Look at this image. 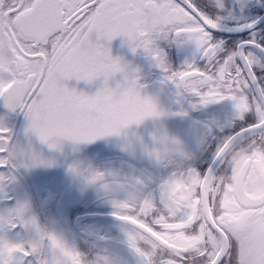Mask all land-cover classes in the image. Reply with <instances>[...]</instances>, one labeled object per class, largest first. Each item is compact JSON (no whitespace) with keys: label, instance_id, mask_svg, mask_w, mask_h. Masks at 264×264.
Returning <instances> with one entry per match:
<instances>
[{"label":"snow or ice","instance_id":"1","mask_svg":"<svg viewBox=\"0 0 264 264\" xmlns=\"http://www.w3.org/2000/svg\"><path fill=\"white\" fill-rule=\"evenodd\" d=\"M216 9L196 0H0V264H65L41 256L39 241L5 249L30 207L23 178L56 166L66 144L114 137L156 175L124 183L115 170L67 171L82 190L102 186L125 264H264V173L253 163L264 157V0H216ZM117 38L160 70L166 106L146 93L139 69L113 57ZM71 81L102 85L89 94ZM172 118L190 125L169 133ZM146 121L156 125L150 138L130 135Z\"/></svg>","mask_w":264,"mask_h":264},{"label":"flooded vegetation","instance_id":"2","mask_svg":"<svg viewBox=\"0 0 264 264\" xmlns=\"http://www.w3.org/2000/svg\"><path fill=\"white\" fill-rule=\"evenodd\" d=\"M213 13L217 11L216 0H196ZM243 22V21H241ZM246 35V34H245ZM167 43V41H163ZM173 50L175 45H172ZM114 58H121L133 68L139 69L141 83L146 87L157 86L162 104L169 96V90L160 84L161 72L152 66L143 54H133L126 46L123 38H117L111 44ZM174 64L179 61L174 58ZM102 81L92 84L86 82H69L70 87L86 91L89 94L97 91ZM161 96V97H160ZM163 97V100L161 99ZM137 106L129 105V111H135ZM210 113L193 114L194 120H206ZM190 125L188 120L172 118L166 122L169 133H181ZM156 131L152 121H146L139 129H132L130 135L150 138ZM195 130L193 136L195 137ZM249 142L245 141L243 148ZM56 166L36 169L23 178L22 184L30 196V211L32 219L23 220L21 226L30 228L22 236L23 247H31L35 241L42 244L41 256L54 252L64 260L65 264H125L127 253L118 243V223L111 215V206L105 200L102 186L82 190L81 181L68 174V167L77 164L86 172L94 171L118 173V180L127 183L126 177L141 172L156 175L155 169L141 158L120 138H109L94 144L73 150L71 145H65L63 152L54 154ZM264 173V157L253 162ZM247 165L248 161L245 160ZM39 230L41 233H39ZM39 233V234H38ZM57 238V244L52 245L50 236ZM103 238V239H102ZM27 254V253H26ZM40 257H37L39 259Z\"/></svg>","mask_w":264,"mask_h":264},{"label":"rangeland","instance_id":"3","mask_svg":"<svg viewBox=\"0 0 264 264\" xmlns=\"http://www.w3.org/2000/svg\"><path fill=\"white\" fill-rule=\"evenodd\" d=\"M29 205H30V200H29ZM25 219L27 221L32 219V214H31V211H30V207H29V210L27 211V213L25 214ZM13 237L15 238V243L10 242V244L15 246L16 248H20V246L22 245L21 236L16 232V233H14Z\"/></svg>","mask_w":264,"mask_h":264},{"label":"water","instance_id":"4","mask_svg":"<svg viewBox=\"0 0 264 264\" xmlns=\"http://www.w3.org/2000/svg\"><path fill=\"white\" fill-rule=\"evenodd\" d=\"M145 91L149 95H155V92H159L160 90H159V88L157 86H150V87H146ZM161 99L163 100V97ZM166 105H167V98H166V102H165V106Z\"/></svg>","mask_w":264,"mask_h":264},{"label":"trees","instance_id":"5","mask_svg":"<svg viewBox=\"0 0 264 264\" xmlns=\"http://www.w3.org/2000/svg\"><path fill=\"white\" fill-rule=\"evenodd\" d=\"M26 214V213H25ZM25 214H24V219H25ZM26 231L28 230H31L30 228H26L25 229ZM5 249L6 251L8 252L9 255H11L15 250H17V248L13 245H11L10 247L8 246V244L5 245Z\"/></svg>","mask_w":264,"mask_h":264}]
</instances>
